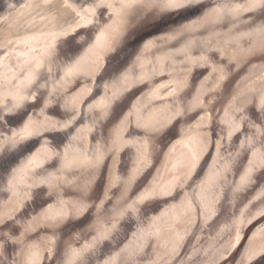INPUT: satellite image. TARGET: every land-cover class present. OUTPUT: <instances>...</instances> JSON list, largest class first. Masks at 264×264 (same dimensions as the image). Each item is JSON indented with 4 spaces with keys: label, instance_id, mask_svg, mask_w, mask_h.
Wrapping results in <instances>:
<instances>
[{
    "label": "snow or ice",
    "instance_id": "6c2138e0",
    "mask_svg": "<svg viewBox=\"0 0 264 264\" xmlns=\"http://www.w3.org/2000/svg\"><path fill=\"white\" fill-rule=\"evenodd\" d=\"M64 3L74 13L73 22L52 34L51 43L40 56L26 62L30 63V69L9 94L10 99L0 100V183L3 184L0 191L8 194L0 204V264H8L3 257L10 246L18 249L17 258L11 264H41L42 260L56 264L57 257L61 258V264H90L91 258L113 239V233L126 220L136 224L133 241L101 258L100 264H118V261L136 264L138 258L142 261L145 249L153 246V242L165 250V256H174L184 239L175 228L192 225L193 212L206 223L216 214L219 197L207 203L203 195L192 200L185 195L179 205L171 206L184 209L180 216L172 215L171 209L152 217H148V212L154 202L180 195L204 152L215 149L216 163L224 160V171H230L237 158L244 155L247 163L232 189L234 194L264 177V115H256L257 109L264 114V65L260 74L245 78L224 109L220 123L225 126V136L212 138L209 122L214 124L215 120L208 111L209 95L221 86L227 75L225 67L209 54L223 55L229 61L264 54V0H64ZM0 7H4L3 3ZM7 7L14 9L15 5L9 3ZM220 25L227 27V31H213L201 38V29L207 31ZM144 28L160 34L144 40L127 67H122L123 61L116 63L119 52ZM174 44L180 47L165 51ZM58 48L67 59L63 75L49 87L51 65ZM76 49H83L82 54L70 55ZM193 50L198 55H193ZM157 52L165 54L157 56ZM177 57L182 67L174 72L171 69L177 66ZM146 68L150 70L147 74ZM194 68L210 71L201 81L203 91L198 90L192 101L187 102L182 94L189 88L188 78ZM164 71L173 77V87L167 97L158 98L170 99L166 109L170 115L162 119L144 118V106L139 103L132 104L123 113L120 101L125 93L136 85L151 84L152 78ZM74 81H82V87L69 94L68 88ZM209 81H212L210 87ZM192 112L199 119L178 134L195 143L197 150L187 153L186 163L178 174L173 175L169 170L171 180L154 179L138 194L129 195L137 177L148 167L149 147L154 138L159 137L162 142ZM85 118L90 123L79 127ZM105 120L112 127L104 126L107 135L100 142L93 133ZM242 128L251 129L252 134L240 140L236 151L229 153L225 160L219 155L224 147L222 141L231 142ZM137 130L142 135L134 134ZM72 133L75 134L71 140L61 148ZM88 134H93L95 146L91 150L87 148ZM76 143L84 151L76 148ZM128 153H132V167L118 175V167L124 168L128 163L122 154ZM103 168L109 172L103 197H97L98 202H88L87 192ZM82 171H87L90 177L83 184L78 177ZM200 187L205 191L203 183ZM73 188L76 198L69 199V189ZM113 188L120 192L118 206L101 224V216L112 202L109 193ZM45 195L47 200H41ZM255 200L264 201V189L249 205ZM33 204L37 207L47 204V207L41 211L33 208L34 214L27 215L22 222L18 214L24 215ZM249 205L244 206L231 224L217 232V237L227 232L223 243L203 250L209 264H264V237L258 239V233L251 237L243 234V228L252 220L264 218V208L252 214L247 211ZM93 209L97 216L89 231L94 234L81 243L79 235L70 230L76 227L74 221H82ZM161 224L166 227L161 228ZM38 229L50 234L30 239ZM66 229L70 238L62 241L60 233ZM162 233L166 239L159 243ZM260 233H264V227ZM162 259L157 255L149 264H159Z\"/></svg>",
    "mask_w": 264,
    "mask_h": 264
},
{
    "label": "bare ground",
    "instance_id": "6f19581e",
    "mask_svg": "<svg viewBox=\"0 0 264 264\" xmlns=\"http://www.w3.org/2000/svg\"><path fill=\"white\" fill-rule=\"evenodd\" d=\"M6 4L4 11L0 12V100L7 102L10 99V93H13L24 79L28 70L30 69V63L33 57H39L48 44L51 43L52 34L62 31L67 28L69 24L73 22L74 13L71 8L65 6L64 0H3ZM11 3L15 5L14 9H9L7 5ZM7 17V19H3ZM195 18V17H193ZM230 26V25H229ZM246 30V29H242ZM225 32L227 27L220 25L216 27H210L207 31L201 29V38L210 36L211 33ZM160 33L154 32V34L146 33L145 29L140 31L139 35L134 37L131 43L126 46L127 57L123 61L122 67H127L135 59L138 53L140 45L146 39H151ZM219 39V38H217ZM180 47V44H174L165 49V51H172L174 48ZM246 47V45H245ZM83 49H80L77 53H70V55H80ZM165 52H157V56H163ZM193 55H198V52L193 50ZM212 59L225 67L227 73L225 80L221 86L212 94L209 95L210 100L208 111L214 117L215 123L209 122V130L213 139H219L226 135L225 126L220 123L221 118L224 117V109L228 107L232 95L243 84L246 77L252 75L254 78L260 74L261 66L264 65V54H256L255 56L241 58L238 61H229L225 56L218 55L216 53L209 54ZM119 57V56H118ZM66 57L61 55L59 48L57 50V57L53 59V72L48 80L49 87H51L52 81L63 75V68L66 63ZM151 59V57H149ZM180 58L177 57V66L171 71H179L182 67L179 65ZM121 61H116L119 63ZM150 70L145 69L147 74ZM209 68H194L190 74L189 88L185 90L184 100L191 102L192 98L197 95V91L201 90V81L204 77L209 75ZM173 77H170L168 71L162 72L160 75L152 78L151 84H139L131 88L129 92L125 93V96L121 99L120 104L122 106V112L126 113L132 104L144 106L142 116L144 118L152 117L153 119H162L168 115L167 106L171 103L170 99L161 100L158 97H167L169 91L172 90ZM41 82H44L43 80ZM82 81H74L68 88V93H74L79 91L82 87ZM166 85V87H161ZM212 85V81H209V87ZM44 91V90H41ZM103 93H98L96 99ZM67 98V96H65ZM58 99H60L58 97ZM91 102V101H90ZM61 103L63 100L61 99ZM250 118L256 119L251 113H248ZM256 115L260 114L259 110H256ZM199 119V116L195 113H189L180 123L176 125L173 133L165 138L162 142L159 137L154 138L149 147L148 167H146L143 173L137 177L136 183L132 185L129 195L134 193L138 194L154 179H163L165 182L172 179V175L168 172L171 170L172 174H178L180 168L186 163L187 153L190 151H196L197 145L193 142H189L186 136L178 134L180 130L188 127L190 124H195ZM257 123L260 121L257 120ZM90 123L89 119L85 118L83 122L78 125L83 127L84 124ZM105 125L110 129L112 125L108 120H105L103 124L97 126L95 133L96 140L103 142L107 133L105 132ZM63 141L61 148L67 145L71 140V135ZM93 134H88L87 148L91 150L95 145L91 137ZM142 135L140 130L136 133ZM252 130L241 129V132L233 137L231 142L222 141L224 147L219 155H222L225 160L229 153L236 151L239 141L243 140L246 135H251ZM238 137V139H237ZM76 148L84 151L79 143L75 144ZM208 155L204 157L206 154ZM123 158L128 161L124 168L117 169V174H121L132 167L131 159L132 153L127 155L122 154ZM218 153L215 149L209 148L201 156L199 164L196 170L192 173L191 178L185 183L184 188L180 190V195H177L175 199L164 197L158 202H154L153 207L148 212V217L159 216L165 210L171 209V214L180 216L184 209L176 208L172 209V205H179L181 200L185 198V195L189 200L194 197L205 196L206 202L211 203L212 200L219 197L218 202L215 205L216 214L204 223L203 218L197 216L195 212L192 216L195 222L186 227H176L175 231L184 236L183 241L180 243L177 254L172 256L164 255L165 250L156 247V242H153V246L145 249L142 261L137 259L136 264H149L150 260L157 259V255L162 256L163 259L159 261V264H209L208 259L203 255L204 249H209V246H219L227 239V232L217 237V232L225 225H229L232 221L239 216L240 211L244 209L245 205H249V201L253 200V197L260 195L262 189H264V177H261L255 184L248 186L243 191L233 193L232 189L239 181V176L243 172V167L247 161L242 154L239 156L234 164L231 165L230 171H224L223 163L221 160L216 163ZM175 166V167H174ZM201 168L197 174V170ZM53 169H49L52 171ZM219 172L220 175H214ZM79 182L81 184L89 180V173L87 171L78 172ZM211 177V179H209ZM109 172L108 169L103 168L97 173V178L94 184L91 185L87 192L88 202L97 200V197L102 198L104 188L108 183ZM204 184L205 191L202 192L200 185ZM119 187V185H117ZM0 188H3V184L0 183ZM75 189H69V199H75L73 195ZM115 193V195H113ZM120 192L116 188L112 189L109 196L112 202L107 205V209L101 216L100 223H105V218L111 215L113 210L118 206L117 198ZM8 194L4 191H0V204L7 199ZM41 200H47V196L40 198ZM53 201L48 200V203ZM39 203V201H37ZM42 207H47V204L37 207L33 204L28 212L24 215L18 214V218L23 220L27 215L34 214L35 211H41ZM261 208H264V201L255 200L252 205L248 207V213L254 214ZM7 211V209H4ZM247 214V213H246ZM97 214L93 209L85 219L82 221H74L75 228L71 229L72 234H78L80 242H87L91 239L94 233H90L89 226L94 223ZM165 219H168L167 217ZM251 219V216H249ZM131 225V226H129ZM161 228H165L166 225L161 224ZM264 227V218L256 217L252 222L243 228V234L247 237H251L253 233H258V239L264 237V233H260V229ZM136 229V224L132 221H122L118 226V230L113 233V239L106 245H102L100 251L96 256L91 258L90 264H100L101 258H107L108 255L119 251L125 244L133 241L132 233ZM7 230V229H6ZM69 230H65L60 233L62 241H67L70 237L66 234ZM185 233H187L185 235ZM50 234L45 229H38L37 233H33L30 239H37L39 236ZM166 236L162 233L159 243H164ZM154 248L156 249L154 251ZM18 249H14L10 246L4 255V261L11 264L12 260L17 258L16 253ZM242 251V249H241ZM43 255V253L41 254ZM237 260L239 255L237 254ZM51 264V261L42 260L41 264ZM56 264H61V258L57 257ZM118 264H121L118 261ZM123 264H128L124 261Z\"/></svg>",
    "mask_w": 264,
    "mask_h": 264
},
{
    "label": "water",
    "instance_id": "95a60500",
    "mask_svg": "<svg viewBox=\"0 0 264 264\" xmlns=\"http://www.w3.org/2000/svg\"><path fill=\"white\" fill-rule=\"evenodd\" d=\"M0 3H3V5H4L3 8L0 7V12H2V11H4V9H5V7H6V4L4 3L3 0H0ZM144 29H145V32H146L147 34H148V33L154 34V32H156V31H154V30L151 29V28H144ZM79 50H80V49H76V51H75L74 53H77ZM126 52H127V51H126V47H124L123 50L119 52L118 61H121V60H123V59H125V58L127 57V55L125 54ZM74 53H72V54H74ZM207 155H208V153H207L204 157H206ZM200 170H201V168H199V169L197 170V174L200 172ZM45 263H46V262L44 261V264H45Z\"/></svg>",
    "mask_w": 264,
    "mask_h": 264
}]
</instances>
